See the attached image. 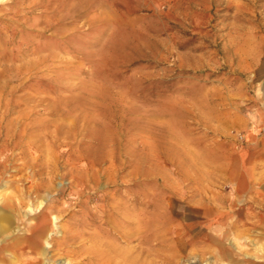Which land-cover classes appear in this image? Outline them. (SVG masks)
I'll list each match as a JSON object with an SVG mask.
<instances>
[{"label":"rangeland","instance_id":"1","mask_svg":"<svg viewBox=\"0 0 264 264\" xmlns=\"http://www.w3.org/2000/svg\"><path fill=\"white\" fill-rule=\"evenodd\" d=\"M0 213V264H264V0H0Z\"/></svg>","mask_w":264,"mask_h":264},{"label":"bare ground","instance_id":"2","mask_svg":"<svg viewBox=\"0 0 264 264\" xmlns=\"http://www.w3.org/2000/svg\"><path fill=\"white\" fill-rule=\"evenodd\" d=\"M5 215H3V214H1L0 213V232H1V230H3V228H4V226H3V222H4V220H5V217H4ZM45 233V230L44 229H42V230H40L39 231V233L38 234H40V235H43ZM108 242V241H107ZM110 248H111V250L112 251H110V253H113V254H115V256H120L121 258H124L125 257V255L122 253V251H116L115 252V250H114V248L113 247H111L110 246V244H107ZM109 253V254H110ZM104 258H105V261H107L106 263L107 264H116L115 262H113V259H112V257L110 256V255H104ZM121 264H128V261L126 260V257L124 258V261H123V263H121Z\"/></svg>","mask_w":264,"mask_h":264}]
</instances>
